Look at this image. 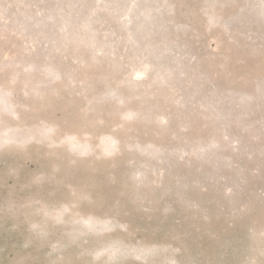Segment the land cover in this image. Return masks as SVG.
<instances>
[{"label": "rangeland", "instance_id": "1", "mask_svg": "<svg viewBox=\"0 0 264 264\" xmlns=\"http://www.w3.org/2000/svg\"><path fill=\"white\" fill-rule=\"evenodd\" d=\"M0 264H264V0H0Z\"/></svg>", "mask_w": 264, "mask_h": 264}]
</instances>
